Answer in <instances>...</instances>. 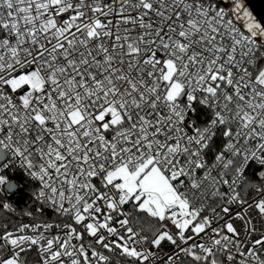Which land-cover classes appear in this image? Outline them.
Listing matches in <instances>:
<instances>
[{
	"label": "snow or ice",
	"instance_id": "obj_1",
	"mask_svg": "<svg viewBox=\"0 0 264 264\" xmlns=\"http://www.w3.org/2000/svg\"><path fill=\"white\" fill-rule=\"evenodd\" d=\"M0 264H264V11L0 0Z\"/></svg>",
	"mask_w": 264,
	"mask_h": 264
},
{
	"label": "water",
	"instance_id": "obj_2",
	"mask_svg": "<svg viewBox=\"0 0 264 264\" xmlns=\"http://www.w3.org/2000/svg\"><path fill=\"white\" fill-rule=\"evenodd\" d=\"M249 4L257 11H264V0H249Z\"/></svg>",
	"mask_w": 264,
	"mask_h": 264
}]
</instances>
